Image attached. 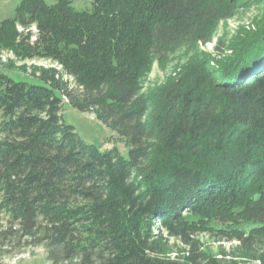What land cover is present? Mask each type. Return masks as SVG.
<instances>
[{"label": "trees", "instance_id": "obj_1", "mask_svg": "<svg viewBox=\"0 0 264 264\" xmlns=\"http://www.w3.org/2000/svg\"><path fill=\"white\" fill-rule=\"evenodd\" d=\"M261 3L91 0L77 10L72 0H20L0 20V54L14 56L4 66L42 59L60 69L33 66L28 80L0 70V212L10 228L55 262L264 264L209 255L195 237L250 252L264 241V13L213 57L195 52L164 83L142 84L154 63L195 51ZM64 100L123 137L128 156L85 142L62 119ZM170 238L184 246L175 257Z\"/></svg>", "mask_w": 264, "mask_h": 264}, {"label": "rangeland", "instance_id": "obj_2", "mask_svg": "<svg viewBox=\"0 0 264 264\" xmlns=\"http://www.w3.org/2000/svg\"><path fill=\"white\" fill-rule=\"evenodd\" d=\"M20 0H0V20L9 17ZM51 3L53 0H46ZM91 0H72V6L77 10H87L90 7ZM264 13V4L261 3L250 5L249 7H241L233 15V17L225 22H220L217 29L212 34L211 41L208 43H200L195 51L182 48L171 56L169 63L166 66L154 63L151 71L145 76L142 81L143 91H148L157 85L165 82L170 76L174 75L182 65L196 52V54L207 53L210 57L216 55V45L219 41H223L225 45L229 43L235 35L236 30L243 26L246 29H256L257 20ZM32 33H35L34 27L30 28ZM226 51L225 54H228ZM8 59H14V56L7 51L0 54V70L11 76L14 80L31 79V71L33 66L41 67H60L49 60L33 59L23 62L15 61L16 68L9 69L4 65ZM219 59V57H217ZM21 65L26 66V70L18 69ZM69 85L74 86V81L69 76H64ZM62 119L65 123L74 127L77 134L87 143L93 144L100 150H107L112 147L116 148L119 153L127 157L129 146L125 143L123 137L115 131L107 128L101 122L96 120L93 113L79 112L71 108L67 101L64 100L61 109ZM1 119V116H0ZM12 220L7 213L0 212V264H82L79 259H71L67 261H53L48 258V247L43 243H34L30 238L20 235L14 229ZM219 225L218 223H215ZM201 243L203 250L212 256L220 257L221 252L230 254L231 258L239 261L257 262L258 258L264 257V241L260 245L254 246L252 252L247 249H239L238 241L227 240L220 238L218 235L210 233H201L195 236ZM171 253L170 257H175L177 248L182 249L184 246L180 241L170 238L168 241ZM234 256V257H233Z\"/></svg>", "mask_w": 264, "mask_h": 264}]
</instances>
